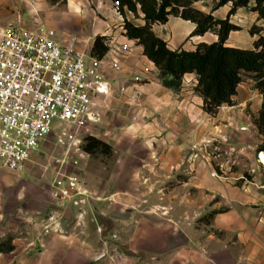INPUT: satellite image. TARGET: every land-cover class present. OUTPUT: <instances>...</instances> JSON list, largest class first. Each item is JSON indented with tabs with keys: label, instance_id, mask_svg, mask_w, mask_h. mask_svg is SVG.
I'll return each mask as SVG.
<instances>
[{
	"label": "crops",
	"instance_id": "0c3cea01",
	"mask_svg": "<svg viewBox=\"0 0 264 264\" xmlns=\"http://www.w3.org/2000/svg\"><path fill=\"white\" fill-rule=\"evenodd\" d=\"M113 1L65 0L60 5L51 0H0V26L44 23L56 29L63 43L78 46L82 41L88 48L96 34H107L108 55L118 48L123 64L120 71L108 68L107 75L117 85L127 86L125 92L115 90L102 100V117L95 129L116 152L113 173L97 179L101 199L95 202L96 219L90 218L83 227H69L65 235L42 233L39 220L32 230L14 236L12 249L0 251V264H264V248L256 245L262 244L260 240L216 238L214 233L201 236L196 226L200 193L192 188L202 185L215 197L229 183L209 175L204 176L207 184L200 183L202 178L194 172L200 162L193 144L209 131L220 111L212 114L203 108V96L195 89V71L184 74L178 90L162 83L159 68L143 44L125 33L124 15L115 12ZM126 16L135 23L145 22L141 10L136 15L126 8ZM71 25L77 31L72 32ZM195 25L190 19L171 15L166 22L153 23V29L171 48L193 49L201 40L218 39L214 31L190 35ZM241 29L232 30L227 43L253 46L241 43ZM243 30L248 38V30ZM249 35L251 43L259 36ZM136 75L143 78L137 80ZM181 172L187 174L185 178L165 190L161 199L159 187L175 181ZM249 188L255 196L264 193L261 188ZM6 197L0 195L1 206ZM98 223L106 226L104 233L98 232ZM226 223L215 216L212 224L225 227ZM7 231L0 226V242ZM112 232L118 236L111 237Z\"/></svg>",
	"mask_w": 264,
	"mask_h": 264
},
{
	"label": "built area",
	"instance_id": "2783aa9c",
	"mask_svg": "<svg viewBox=\"0 0 264 264\" xmlns=\"http://www.w3.org/2000/svg\"><path fill=\"white\" fill-rule=\"evenodd\" d=\"M113 5L122 15L120 1ZM120 55L118 48L99 57L88 47L63 43L44 23L0 26V166L25 169L50 141L61 149L53 157L51 205L40 221L44 234L65 235L69 227L96 219L101 197L88 186L81 165L90 155L84 145L101 120L102 100L127 89L107 75L108 68H123ZM105 229L98 223V232Z\"/></svg>",
	"mask_w": 264,
	"mask_h": 264
},
{
	"label": "rangeland",
	"instance_id": "374dc122",
	"mask_svg": "<svg viewBox=\"0 0 264 264\" xmlns=\"http://www.w3.org/2000/svg\"><path fill=\"white\" fill-rule=\"evenodd\" d=\"M218 1L196 0L194 5L205 11H211ZM57 2L61 5L65 0ZM230 6L231 1L214 9L213 12L216 11L214 12L216 16L225 17ZM37 11H40V8ZM230 19L241 23L239 24V29L242 28L241 43L245 45H254L249 35L254 24L261 28L259 33L264 34V18H259L258 11L248 6L239 7L235 13L230 15ZM41 24L36 22L27 27ZM65 24V21H60V25L66 26ZM69 27L72 28V32L77 31L73 25ZM245 28L248 30V38L244 36L246 32L243 29ZM78 46L87 47L82 44V41ZM233 99V103H224V107L219 108V114H217L218 111L212 113L217 115H214L216 116L215 121L209 124V131L201 134L203 136L199 142L193 144L194 155L199 158L200 162L198 170L195 169L194 172L202 178L200 183L207 184V180H204V176L207 175L229 183V188L217 193L215 197L209 195L210 192L206 188H201L202 185L199 188L195 186L192 188L200 193L201 212L196 226L201 230V236L204 238L211 237L213 233L216 238L225 237L234 240L244 237L262 241L261 245L258 243L256 245L264 248V193L261 192L255 196L249 188L254 186L264 190V164L260 161L257 150L262 134L255 123V118L262 105L263 93L255 87V80L250 72L244 75ZM95 132L92 134L96 135ZM60 150V147L50 141L46 146L39 148L25 169L10 170L0 166V195L8 196L2 199V206L0 204V212L3 213L0 216V226L8 229L2 240L9 237L13 239L14 236L20 234V231L32 230L33 226L37 225V221H41L44 213L49 210L51 205L50 181L55 167L53 157L60 155ZM115 154L113 146L111 153L103 151L90 153L81 165L82 174L88 186L95 193L98 190L97 179L101 178L99 175L113 173L115 165L112 161L115 162L113 159ZM104 163L108 165V170L104 167ZM180 175L182 177L177 176L175 181L159 187L161 199H163L165 190L178 185L177 180L185 178L187 174L181 172ZM209 196L212 198L210 203ZM210 213H212L211 216ZM215 216L226 221V226H214L212 223ZM244 244L246 247L249 242Z\"/></svg>",
	"mask_w": 264,
	"mask_h": 264
},
{
	"label": "trees",
	"instance_id": "16d2710c",
	"mask_svg": "<svg viewBox=\"0 0 264 264\" xmlns=\"http://www.w3.org/2000/svg\"><path fill=\"white\" fill-rule=\"evenodd\" d=\"M57 2L59 0H51ZM124 15L125 33L137 38L143 44L144 52L159 68V76L165 86L180 89L186 72L195 71L198 82L195 89L203 96V108L209 113H216L224 103H233V96L238 91L244 75L248 72L255 80V87L263 93V101L255 123L262 134L257 150L264 151V34L254 24L251 33H259L254 45L249 47L231 45L227 39L232 30L240 25L231 21L230 15L241 6H248L258 11L259 18H264V0H219L211 11H205L196 5V0H119ZM231 1L225 17L216 16L214 9ZM253 2V3H252ZM126 8L136 15L144 12L145 22L135 23L126 16ZM171 15H178L195 22L190 35L204 34L214 31L218 39L201 40L195 48L183 46L171 48L167 40L153 29V23L166 22ZM257 28V29H256ZM109 36L98 33L95 35L90 51L102 57L109 49ZM85 149L90 153L103 151L112 152V145L106 140L89 134L86 136ZM212 213H210V216ZM14 247L12 237L0 242V251Z\"/></svg>",
	"mask_w": 264,
	"mask_h": 264
},
{
	"label": "bare ground",
	"instance_id": "6f19581e",
	"mask_svg": "<svg viewBox=\"0 0 264 264\" xmlns=\"http://www.w3.org/2000/svg\"><path fill=\"white\" fill-rule=\"evenodd\" d=\"M261 158L263 159L264 162V151L261 152Z\"/></svg>",
	"mask_w": 264,
	"mask_h": 264
},
{
	"label": "water",
	"instance_id": "95a60500",
	"mask_svg": "<svg viewBox=\"0 0 264 264\" xmlns=\"http://www.w3.org/2000/svg\"><path fill=\"white\" fill-rule=\"evenodd\" d=\"M258 152H260L259 150H258ZM260 154V153H259Z\"/></svg>",
	"mask_w": 264,
	"mask_h": 264
}]
</instances>
